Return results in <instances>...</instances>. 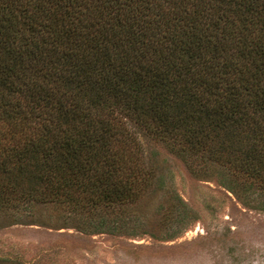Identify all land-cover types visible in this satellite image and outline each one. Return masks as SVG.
<instances>
[{
    "label": "trees",
    "instance_id": "obj_1",
    "mask_svg": "<svg viewBox=\"0 0 264 264\" xmlns=\"http://www.w3.org/2000/svg\"><path fill=\"white\" fill-rule=\"evenodd\" d=\"M133 125L264 189V0H0L1 208L116 233L148 184Z\"/></svg>",
    "mask_w": 264,
    "mask_h": 264
},
{
    "label": "rangeland",
    "instance_id": "obj_2",
    "mask_svg": "<svg viewBox=\"0 0 264 264\" xmlns=\"http://www.w3.org/2000/svg\"><path fill=\"white\" fill-rule=\"evenodd\" d=\"M130 130L148 184L121 210L99 211L118 231H93L85 221L98 214L75 216L52 203L0 207V264H264V189L223 163L189 161L175 144ZM242 143L231 142L239 159L249 150Z\"/></svg>",
    "mask_w": 264,
    "mask_h": 264
}]
</instances>
